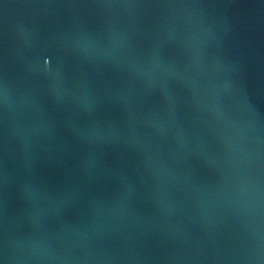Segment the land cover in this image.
<instances>
[{"label":"water","instance_id":"1","mask_svg":"<svg viewBox=\"0 0 264 264\" xmlns=\"http://www.w3.org/2000/svg\"><path fill=\"white\" fill-rule=\"evenodd\" d=\"M0 264H264V0H0Z\"/></svg>","mask_w":264,"mask_h":264}]
</instances>
